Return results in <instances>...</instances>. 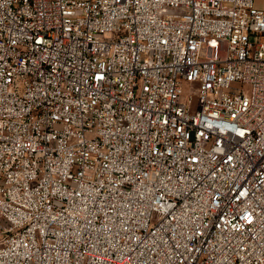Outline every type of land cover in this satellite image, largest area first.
Segmentation results:
<instances>
[{"label": "built area", "instance_id": "2783aa9c", "mask_svg": "<svg viewBox=\"0 0 264 264\" xmlns=\"http://www.w3.org/2000/svg\"><path fill=\"white\" fill-rule=\"evenodd\" d=\"M0 264H264V7L0 0Z\"/></svg>", "mask_w": 264, "mask_h": 264}, {"label": "crops", "instance_id": "0c3cea01", "mask_svg": "<svg viewBox=\"0 0 264 264\" xmlns=\"http://www.w3.org/2000/svg\"><path fill=\"white\" fill-rule=\"evenodd\" d=\"M255 2L259 7H264V0H255Z\"/></svg>", "mask_w": 264, "mask_h": 264}, {"label": "rangeland", "instance_id": "374dc122", "mask_svg": "<svg viewBox=\"0 0 264 264\" xmlns=\"http://www.w3.org/2000/svg\"><path fill=\"white\" fill-rule=\"evenodd\" d=\"M188 86H185V88H187Z\"/></svg>", "mask_w": 264, "mask_h": 264}]
</instances>
